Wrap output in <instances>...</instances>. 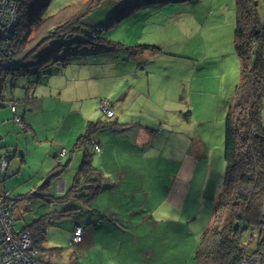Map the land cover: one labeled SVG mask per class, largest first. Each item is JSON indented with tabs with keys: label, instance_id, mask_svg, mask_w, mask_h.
Masks as SVG:
<instances>
[{
	"label": "rangeland",
	"instance_id": "rangeland-1",
	"mask_svg": "<svg viewBox=\"0 0 264 264\" xmlns=\"http://www.w3.org/2000/svg\"><path fill=\"white\" fill-rule=\"evenodd\" d=\"M76 1L50 0L41 16ZM87 1L80 0L75 9ZM100 1L92 3L96 7ZM120 2L103 0L83 25L86 32L90 26H103L99 36L113 44L104 41V46L79 52L63 49L59 57L66 59L64 64H50L45 74L15 79L9 75L0 83V146L10 159L1 187L11 198L33 191L42 184L44 170L68 161L62 151L57 152L64 134L68 129L73 136L84 134L89 120L118 118L125 123L132 116L135 124L154 130L157 136L151 143L140 145L138 164L134 160V173L129 175L133 181L117 189L118 197L106 200L98 196L93 206L117 205V213L126 216L120 221L125 226L129 221L134 224L128 227L130 233L123 235L121 227L110 226L115 221L102 216L108 214L106 211L98 221L108 222L96 228L88 248L80 249L70 242L74 222L97 226L91 223L97 217L93 211L53 220L54 225L46 231V250L36 256L38 264H126L129 259L143 264H196L193 256L200 237L213 222L226 168L227 102L239 80L240 63L233 43L236 1L152 3L112 25ZM116 43L124 46L118 49ZM65 69L69 74L60 75ZM75 71L80 74L79 88L71 84L67 89L59 88ZM32 95L38 98L29 103ZM21 99L25 107H18L15 115L21 123H15L10 102ZM104 100L112 103V118L101 110ZM88 114L92 118L88 119ZM262 121L264 124V106ZM119 127L124 133L130 125ZM106 129L110 133L111 126ZM93 133V140L100 141L110 153L105 169L118 168L116 160L128 157V139L126 143L116 138L117 132L106 137L104 127ZM111 162L114 164L108 167ZM77 164L73 161L71 168ZM67 171L62 180L76 172ZM56 183L52 184L53 191L57 190ZM108 186L103 185V191ZM45 210L41 202L30 204L27 211L19 205L15 229L21 230L30 216L38 217ZM133 238L136 244L130 241Z\"/></svg>",
	"mask_w": 264,
	"mask_h": 264
},
{
	"label": "trees",
	"instance_id": "trees-1",
	"mask_svg": "<svg viewBox=\"0 0 264 264\" xmlns=\"http://www.w3.org/2000/svg\"><path fill=\"white\" fill-rule=\"evenodd\" d=\"M15 1L18 3L19 19L10 40L12 64L0 67V83L9 75L15 79L18 76L45 74L44 69L50 64H64L66 59L59 57L63 49L79 52L97 45L104 46L105 43L113 44L99 36L103 26H90L89 32L83 29L85 19L103 0L96 7L92 3L94 0H88L81 8L75 9L74 5L80 1L77 0L48 16H41V12L50 0ZM178 1L180 0H121L114 10L110 24L133 16L144 5H163ZM235 1L233 43L240 64L239 80L234 94L227 102L225 116L226 168L214 206L213 222L202 233L194 252L196 264H242L244 256L264 255V0ZM116 44L118 49L124 46ZM136 47L149 48L148 45ZM1 95L0 90V108L3 106ZM13 102L16 101L11 100L10 103ZM114 124L116 122L111 119L88 121L86 132L78 137L73 147L74 150L82 148L84 154L70 189L61 193L55 188L52 190V184L67 169L68 160L56 165L33 191L13 198L8 193V200L16 210V221L19 217V205L24 211L34 202H41L42 206L47 207L38 217L32 219L30 216V222L21 229L28 233L37 253L46 250V231L48 226L54 225L53 220L74 218L85 210L95 211L93 206L103 190L105 178L93 165L94 150L100 151V146L95 144L92 151L89 148L93 144L95 130L113 127ZM96 145L99 150H96ZM6 170L7 168L0 178V190ZM76 223L72 233L77 226L84 229L82 224Z\"/></svg>",
	"mask_w": 264,
	"mask_h": 264
},
{
	"label": "crops",
	"instance_id": "crops-1",
	"mask_svg": "<svg viewBox=\"0 0 264 264\" xmlns=\"http://www.w3.org/2000/svg\"><path fill=\"white\" fill-rule=\"evenodd\" d=\"M67 71H64L63 73H60V75H63L65 74V76L67 74H69V70L68 69H65ZM79 73H77L75 71L74 75L73 73L70 74V76L72 77L71 79H67L65 77V83L63 84V86L59 87L61 89H67L68 88V84H71V85H74L76 87V89L79 88L78 84H79ZM67 84V86H66ZM54 86V85H53ZM84 86V84L82 85ZM51 87V86H49ZM68 91V90H67ZM76 93H78V90L75 91ZM32 94V93H31ZM31 94H28L27 95H31ZM34 94H37V92H34ZM28 97V96H27ZM41 97H42V92H41ZM35 98H38L37 96H29L28 97V102L29 103H32L31 100H35ZM23 99L19 100V101H16L15 103H10V107L12 104H16V111L18 109V107H23L24 105L21 104ZM24 101H27V100H24ZM34 102V101H33ZM110 106L111 108L112 107V103H110ZM25 107V106H24ZM11 111H12V108H11ZM71 111H74V109H72ZM13 112V111H12ZM18 112V111H17ZM126 112H124L122 115H125ZM87 118H92V116L90 114L87 115ZM7 120V119H6ZM5 120V121H6ZM83 120V118H82ZM100 120V119H99ZM90 121V120H89ZM116 122V125L117 124H122V125H130V127H126V132L124 133H121L120 132V125L118 126H113L111 127V130H110V133H109V130L108 129H104V132H105V136L107 137L108 135L111 134V132H117L116 133V138H120L121 141H125L127 143V140L129 141V144L131 145L129 148L126 149V152L128 153V157L127 158H124L123 156H121L120 158H118L116 160V162L118 161L119 162V167L118 168H113V169H105L104 167V163L107 159V157L110 156V153L108 151H106L105 149H103V146L102 144H100L101 142L100 141H93V136H92V143L90 145V148L91 151L94 150V145L95 144H98L100 146V151H95V153H98L99 155H96L95 156V153L93 155V165L94 167H96L97 169H99L102 173H103V177L105 178L104 180V186L105 184L108 183V187L109 189H104L103 192L100 193L99 197H102L104 199L107 200V197L110 198V199H113L115 196L118 197L116 194H117V189L124 186L125 183L127 182H130V181H133L131 179H129V175H131V173H134V163H137L138 164V159H139V153H140V145H142L143 143H145V141H147L148 143L152 142L153 139H155L156 136V133L153 132L154 130L152 129H149L147 127H144L142 125H137L133 122V119H132V116H131V120L129 122H125V123H122L118 118H116V120H114ZM16 123V122H15ZM134 126V127H132ZM135 128V129H134ZM22 129H24V127L22 126ZM108 130V131H106ZM152 131V132H151ZM72 130L68 129V132H66L61 140V149L57 150L58 151H62V150H65L66 154H65V158L66 157H69L68 160H69V164H68V167L65 171H67V173L69 172V170L71 169H75L76 172L75 174L70 177V175H65V180H62L61 178L64 177V172L63 174L60 175V178H57V183H56V191L58 193H61L63 192L64 190L66 189H70L71 185L73 184L74 182V177L79 169V166H80V162L82 160V157H83V149L82 148H79V149H73L74 147V144L76 143L78 137L81 135H78L76 133H74V136L72 134ZM83 134V133H82ZM93 149H92V147ZM142 149V148H141ZM0 150H1V153L5 154L6 152H4V150L2 149V147L0 146ZM0 153V154H1ZM122 153V151L120 152ZM2 154V156H3ZM5 157L6 159L8 160V167H7V170H6V174H7V171L9 170V167H10V159H9V156L8 154L6 153L5 154ZM78 158V159H76ZM125 159V162H123V160ZM24 157L22 158V161H24ZM78 163L76 167L74 168H71L72 166H75L73 165V161H75ZM134 160H136V162H134ZM115 162V161H114ZM114 162H111L110 165H108V167H112V165L114 164ZM134 162V163H133ZM14 168H16L14 166ZM54 168V167H53ZM47 169V170H44V173H46L45 176L42 175V178L44 179L47 174L53 169ZM77 168V169H76ZM144 168V167H143ZM21 169V168H20ZM46 171V172H45ZM14 172H18V171H14ZM12 172V173H14ZM61 179V180H59ZM2 188V187H1ZM3 191H5L4 188H2ZM20 195V194H19ZM119 200V199H118ZM96 206V209L95 211H93V213L95 214V218H92L93 219V222L92 225H97L95 227H85V225H83L84 229H83V233H82V241L80 243H77L78 244V247L80 249H83V247L85 246L86 248H88V246L90 245V242L92 240V236L94 235L95 231H96V228L102 226V225H105L106 223L105 222H108V221H98L100 220V216L99 215H102L101 213H105L106 211H108V214H106V216L102 215L103 217H106V218H109V219H114L115 222H112L110 223L109 225L112 226L113 228H120L121 227V233L124 235V233H130V228L128 227H131V225L133 224L131 221L127 222L126 224L128 226H125V224L120 221V217H123V219L125 220L126 219V216L125 214H123L122 212H120V215L117 213V210L116 208L117 205L113 206V204H109L107 207L103 208V207H100L98 205H95ZM100 213V214H99ZM130 213V216L135 214V212H129ZM79 222V221H77ZM80 223V222H79ZM77 223L74 222V225H76ZM73 225V227H74ZM134 225V224H133ZM123 228V229H122ZM73 229V228H72ZM129 229V230H128ZM130 241L132 242V244H136V238H133V239H130ZM126 264H143L141 262H136L134 260H131L129 259L128 261H126Z\"/></svg>",
	"mask_w": 264,
	"mask_h": 264
},
{
	"label": "built area",
	"instance_id": "built-area-1",
	"mask_svg": "<svg viewBox=\"0 0 264 264\" xmlns=\"http://www.w3.org/2000/svg\"><path fill=\"white\" fill-rule=\"evenodd\" d=\"M18 3L15 0H0V67L12 64L10 40L18 23ZM16 104L11 108L14 112L15 122H20L16 116ZM101 110L107 118L114 116V111L107 100L102 101ZM96 150L99 147L95 146ZM61 154H66L62 150ZM8 166L7 159L0 158V178ZM14 204L8 200V192L0 190V264H38L37 251L33 248L27 232L16 230V215ZM82 227H75L70 242L77 244L82 241ZM242 264H264L263 256H244Z\"/></svg>",
	"mask_w": 264,
	"mask_h": 264
}]
</instances>
